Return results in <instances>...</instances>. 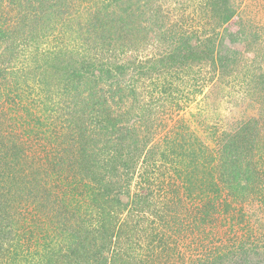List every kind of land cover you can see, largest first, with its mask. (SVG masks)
I'll return each instance as SVG.
<instances>
[{
    "label": "trees",
    "instance_id": "16d2710c",
    "mask_svg": "<svg viewBox=\"0 0 264 264\" xmlns=\"http://www.w3.org/2000/svg\"><path fill=\"white\" fill-rule=\"evenodd\" d=\"M40 2L44 3L43 0ZM106 2H113L116 5L124 3L121 0H106ZM199 2V7L211 11L207 17H205V12L202 18L209 20L210 32L202 31L201 26L191 31L187 29L176 31L178 28H175L164 32L161 27L163 23H158L155 19L153 23L159 28L157 45L155 44L149 55L143 58L139 56L142 49L138 44L133 47V50L139 55L132 57L128 55L129 52L127 53L132 50L131 47L114 46L118 40L116 37L112 38L110 35L105 36L97 32L94 43L87 42L90 45L85 46L86 43L82 45L84 56L80 59L72 58L67 81L57 83L59 90H46L45 95L58 92V95L76 96L79 94L78 89L85 75L107 82L116 87L115 91L121 89L120 84L125 75L133 81L142 76L150 79L155 75L152 80L162 78V82L156 83L154 89L159 94L165 93L173 86L168 78V72L171 73L169 69L174 68L189 73L192 71V63L207 60H210L220 72L225 73L228 66L238 62V58L234 56L236 51L228 47L224 39L228 37L232 42H236L245 40L246 36L243 30L231 31L223 26L236 14L231 6V0H199ZM133 4L134 2L130 1L125 4L127 9L124 8V12H129ZM58 10L57 17L61 15L62 8L58 7ZM138 10L135 16L139 15ZM126 30L123 28L121 34L117 33L119 39ZM85 32L86 38L91 37L92 31ZM256 35H253V41H257L258 34ZM193 37H195L194 43L191 42ZM1 39L2 35H0V41ZM81 40L85 42L87 39L82 36ZM141 40L143 39L140 38L139 42ZM15 47L7 46L3 52H0V84L6 87L3 88L1 94L10 97L9 99L4 97L3 103H0V181L4 180L3 173L4 171L6 173L7 168L19 166L20 171V173L18 171L11 174L15 188L7 186L5 192L0 194V251H9L10 245L18 241L30 246L31 249L36 248V245L31 242L34 236L35 240L42 238L45 241L43 248L34 249V253L38 255L35 264H63L66 261L70 262L69 264H264V104L261 102H258L262 105L259 111L256 108L254 115L236 123L230 131L216 130L212 145L199 140L197 148H193L195 142L191 141L190 135L188 136L179 128L175 131L170 130L162 142V147L159 145L161 142L146 146L150 140L149 135L144 136L143 145L140 146L138 142L140 133L137 125L128 127L125 135L121 130L118 131L122 126L120 118L109 120L104 116H99V111L98 113L90 112L87 115V121L91 124H101L108 139H112V145L118 146L117 150L125 148L124 138L131 137V143L135 146L134 152L123 151L125 156H136V151L142 153V147H146L143 154L147 156L144 164L146 168L139 179L140 187H152L147 196L153 194V189L164 193V197L167 198L172 197L170 194L176 195V201L181 205L182 212L177 216L168 215L165 212L156 214L157 219L163 222L162 228L158 229L157 225L154 227L153 222L149 221L153 232L150 231L145 235L146 241H142L143 244L126 239L128 246L123 249L122 242L118 239L109 257L101 252L105 250L104 248L99 250L88 248L89 244L94 243L95 233L100 235L102 241H105L108 230L102 228L108 222L109 227L115 225L116 221L109 220L106 215L98 218L94 228L92 219L96 218L91 216V213L90 215L86 213L84 217L82 216L80 224L81 230H85L84 233L79 234L74 231V234L69 237L70 242L67 241L68 239L66 242L62 241L61 233L56 236L57 239L45 237L43 233L47 229L41 230L40 225L44 224L46 218L44 216L48 214L42 216V211L47 206L44 204L49 199L47 196L54 193L44 188V185L50 182V185L55 187L53 181L59 177V170L55 167L60 166L67 158V156H58L61 148L51 144L52 138L56 140L55 137L59 135L57 122L61 123L59 127L71 128L72 124L73 131L78 128V133L68 138V148L71 144L75 145L78 138L83 135L81 133L85 128L80 127L79 124L76 127L74 122L77 118L75 116L56 115L59 119L55 116H48L51 117L50 120L43 117L47 120L43 122L41 113L39 116L34 113V110H29V108L27 110V107H25L26 114L18 113L23 108L22 102L25 100L13 85L16 79H21L23 83L20 85L24 87L31 85L27 82L28 80H25L28 79L31 70L18 62L13 53ZM64 49L72 53L73 44H67ZM257 49L260 52L263 48L256 47V51ZM5 51L12 53L5 55ZM60 51L61 48L58 50L56 46H53L52 51L48 52L57 55L56 53ZM96 70L97 73H95ZM255 76L261 89L264 90V66H261ZM9 81L12 82L11 86L7 84ZM120 91V96H123V93L130 94L122 89ZM10 103V110H8ZM140 115L138 116L142 119V114ZM80 120L82 121V118ZM10 124H13L12 127L8 126ZM52 124L53 130L51 127L47 135L39 128H35ZM116 126L118 132H115ZM32 134L38 135V138L31 139ZM2 152L5 153L4 156H1ZM120 166L122 169H116L110 184L116 185L123 180L127 181L125 182V187H127L133 170L124 159ZM166 172V178H158V175ZM153 175L155 178L152 177ZM120 185L124 186L121 183ZM89 186L92 189L90 193L94 195L96 201L97 199L102 201L111 191L110 188L106 190L105 184L99 191L97 189V192L93 185L89 184ZM120 190L117 189V191ZM9 205L24 212L25 219L29 214L27 220L31 221V225L38 226L36 232L33 228H27L29 223L18 221L15 215L9 216ZM156 208L151 210L154 215ZM4 213H7L9 218H6ZM87 215H89V220H85ZM145 218L146 216H142L139 220ZM175 224L179 225L180 230L186 235L182 237L184 241H187L182 251V245L179 246L178 240L179 232L177 233ZM91 234L92 239L88 237ZM4 244L5 248H1ZM187 250L194 253L185 252ZM2 253L0 259L5 257L9 264L15 263L20 258L15 250L8 254ZM60 254L65 256L69 254L70 257L65 261L62 260Z\"/></svg>",
    "mask_w": 264,
    "mask_h": 264
},
{
    "label": "rangeland",
    "instance_id": "374dc122",
    "mask_svg": "<svg viewBox=\"0 0 264 264\" xmlns=\"http://www.w3.org/2000/svg\"><path fill=\"white\" fill-rule=\"evenodd\" d=\"M40 1L0 0V35H2L0 52H3L7 46H16L13 53L18 62L31 70L28 79H25L31 85L27 87L20 85L23 83L21 79H16L17 85L16 83L13 85L25 100L22 102L23 108L18 113L26 114L25 107H27V110L28 108L34 110V113L39 116L41 113V117L45 119H48V116L56 117V115L75 116L76 127L79 124L80 127L85 128L75 145L71 144L68 148V138L72 134H77L78 128L73 131L72 124L71 128L59 127L61 123L57 122L59 135L55 137L56 140L52 138L51 144L53 143L56 147L58 145L61 148L58 156H67V160L64 159L60 166L55 167L59 170L58 179L53 181L55 187L50 185V182L44 185V188L46 187L54 194L48 195L49 199L44 202L47 206L42 211V216L48 215L44 216L46 218L44 224L40 225V229L43 231L47 229L43 233L45 237L57 239L56 236L61 233L62 239L60 237L59 239L65 242L68 239L67 241L70 242L69 237L74 234V231L79 234L85 231L80 227L82 216L91 213V216L96 218L92 219V227H94L98 218L106 215L109 220L116 221L115 225L109 227L108 222L102 228L108 230L105 241H102L100 235L95 233L94 243L89 244L88 248L92 250L104 248L105 250L101 252L109 257L118 239L122 242L123 249L128 246L126 239L143 244L142 241H146L145 235L150 231L153 232L149 221L153 222L154 227L157 225L158 229L162 228L163 222L157 219L156 214L165 212V214L177 216L182 210L181 205L176 201V195L170 194L173 198H167L164 197V193L153 189V194L147 196L152 187H140L139 179L146 168L144 164L147 156H143L146 147H142V153L136 151V156H125L123 151L134 152L135 146L131 143V137L124 138L125 148L117 150L118 146L112 145V139H108L102 125L89 123L86 119L87 115L92 111L94 113L99 111V116L109 120L120 118L122 126L121 128H119L120 125L118 126V131L121 130L123 134L128 127L137 125L140 133V140L137 141L140 142V146L143 145L144 136L149 135L150 140L146 146L161 142L159 145L162 147V142L170 130L175 131L178 128L188 136L190 135L191 141L195 142L193 148L198 147L199 140L212 145L216 130L230 131L236 123L254 115L256 108L259 111V107L264 104V90L261 89L255 76L261 66H264V57H262L264 56V0H231V6L236 14L223 26L231 31L243 30L246 39L236 42H232L228 37L224 39V43L236 51L234 56L238 58V62L228 66L225 73L216 69L210 60L192 63V71L189 73L179 69H169L172 74L168 72V78L173 86L160 94L154 87L156 83L162 82V78L152 80L155 75L150 79L142 76L133 81L125 75L120 86L122 91L125 90L130 94L123 93V96L119 95L121 89L115 91L116 87L107 82L85 75L78 89L79 94L73 97L58 95V92L47 96L45 94L46 90L58 91L57 83L67 81L72 58L80 59L84 56L82 45L94 43L97 32L105 36L110 35L112 38L116 37L118 40L115 45L113 44L114 46L131 47L132 50L127 53L129 52L128 55L132 57L139 55L133 50V47L138 44L142 49L139 56L143 58L149 55L158 41L159 28L153 23L155 19L158 23H163L161 27L164 32L175 28H178L176 31L181 29L191 31L201 26V30L208 33L210 32L209 20L202 18L205 12L207 17L211 11L199 7V0H121L124 3L119 5L113 2L107 3L106 0H43V4ZM129 1L134 4L131 10L125 13L123 9H127L125 4ZM58 7L62 8V13L57 17ZM137 9H139V15L135 16ZM123 28L127 30L119 39L117 33L122 32ZM85 31H92L91 37L86 38ZM113 32L115 33L112 34ZM256 34L259 38L256 37L257 41H253V35L257 36ZM82 36L87 39L85 42H82ZM140 38L143 40L139 42ZM191 42H195V37ZM69 43L73 44L72 53L66 52L68 50L64 51ZM53 46H56L58 50L61 48L57 55L48 52L52 51ZM256 47L263 49L258 52ZM10 53L12 52L5 51L4 54ZM39 83L40 86H38ZM7 84L11 86L12 82L9 81ZM3 88L6 87L2 84L0 103H3L4 97L10 98L6 94H1ZM130 90L131 92H128ZM10 106L11 103L8 104V110ZM140 113L142 119L138 116ZM44 118L43 122H46ZM12 125L8 126L12 127ZM47 126L40 125L35 128H39L47 135L53 124ZM118 131L116 126L115 132ZM30 137L36 140L38 135L32 134ZM63 146L65 147L62 148ZM4 154L2 152L1 156ZM123 159L133 170L129 185L125 187L127 181L123 180L116 185H111L116 169H122L120 163ZM18 167L7 168L6 173L4 171V180L0 181V194L5 192L7 186L15 188L11 174L18 172ZM166 175L167 172L158 175V178H166ZM152 177L155 178L154 175ZM89 184L95 187L96 192L104 184L106 190L110 188L111 191L102 201L100 199L96 201L94 195L90 193L92 189ZM118 188L121 190L117 191ZM154 207H157L155 215L151 212ZM8 210L9 216L15 215L18 221L29 223L27 228H33L36 232L38 226L35 227L31 225V221L28 222L29 214L25 219V213L12 208L11 205ZM4 214L6 218H9L7 213ZM89 215L85 216V220H89ZM142 216L146 218L139 220ZM175 227L177 233L179 232L178 240L179 246L182 245V251L187 242L182 237L186 235L180 230L179 225L175 224ZM88 237L92 239V234ZM31 242L36 245V248H43L45 241L42 238L35 240L33 236ZM3 246L1 248H5L6 245ZM36 248L31 249L30 246L18 241L10 245L9 251H0V255L2 252V254H8L15 250L20 258L12 264H35L38 260V255L34 253ZM60 257L66 261L70 255L60 254ZM69 263L66 261L63 264ZM0 264H9L8 259L6 260L5 257L0 259Z\"/></svg>",
    "mask_w": 264,
    "mask_h": 264
}]
</instances>
